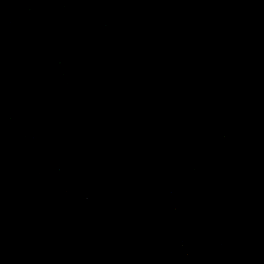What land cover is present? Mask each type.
<instances>
[{"label": "water", "instance_id": "obj_1", "mask_svg": "<svg viewBox=\"0 0 264 264\" xmlns=\"http://www.w3.org/2000/svg\"><path fill=\"white\" fill-rule=\"evenodd\" d=\"M0 264H264V0H0Z\"/></svg>", "mask_w": 264, "mask_h": 264}]
</instances>
